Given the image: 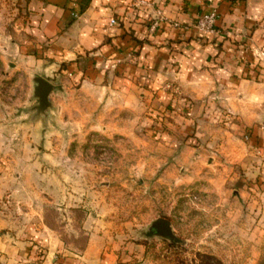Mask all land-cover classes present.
Wrapping results in <instances>:
<instances>
[{
	"label": "rangeland",
	"instance_id": "1",
	"mask_svg": "<svg viewBox=\"0 0 264 264\" xmlns=\"http://www.w3.org/2000/svg\"><path fill=\"white\" fill-rule=\"evenodd\" d=\"M30 1L0 0L5 242L31 264H264V104L245 120L220 82L206 86L177 56L189 38L203 47L236 25L221 26L216 6L184 21L139 0L149 36L161 23L179 35L155 65L138 45L119 57L52 49L32 30ZM255 42L241 49L252 56ZM37 77L53 85L45 111Z\"/></svg>",
	"mask_w": 264,
	"mask_h": 264
},
{
	"label": "crops",
	"instance_id": "2",
	"mask_svg": "<svg viewBox=\"0 0 264 264\" xmlns=\"http://www.w3.org/2000/svg\"><path fill=\"white\" fill-rule=\"evenodd\" d=\"M138 1L31 0L29 9L32 10V30L36 31L38 38L43 41H55L52 49L65 51V54L71 52L68 49L63 50L66 43L72 44L78 53L100 47L99 54H103V57H119L138 45L142 47V52H147L149 60L159 65L162 59L173 54L166 43H175L179 35L176 29L161 23L157 32L149 36L148 15L144 10L136 11L133 6ZM145 1L154 2L168 15L180 17L184 21H190L198 9L208 10L216 6L222 14L219 21L221 26L232 28L236 25L235 35L229 37L222 34L216 37L217 42L203 47L198 41L189 38V42L182 43L185 45L182 48L186 54L178 52L177 56L190 75L193 74V77L200 80L205 78L206 86L213 88L220 82V86L226 88L223 96L228 97L227 100L235 105L236 111L241 113L245 120H260L263 116L261 105L264 104V0ZM74 13L79 15L77 19L72 17ZM113 18L116 23L110 24ZM71 21L75 22L68 26ZM233 37L241 42L234 45ZM251 40L256 41L252 56L249 49L247 52L241 49ZM148 41L161 44L151 46ZM258 45L260 47H257ZM218 46L220 47L216 48ZM150 48L156 51L153 57L149 54ZM244 56H247L251 63L253 58L255 62H260L259 65L256 63L258 70L251 71L246 66L248 64L245 63ZM198 67L205 69L202 71ZM250 105L254 108L252 116L249 112ZM0 264L31 262L18 246L7 244L0 236Z\"/></svg>",
	"mask_w": 264,
	"mask_h": 264
},
{
	"label": "water",
	"instance_id": "3",
	"mask_svg": "<svg viewBox=\"0 0 264 264\" xmlns=\"http://www.w3.org/2000/svg\"><path fill=\"white\" fill-rule=\"evenodd\" d=\"M35 80L37 82L35 94L39 98L38 109L39 111H45L51 106L49 96L53 90V85L46 79L40 77H37ZM153 227L158 234L164 237H171L173 235L171 222L167 218H159L155 220L153 223Z\"/></svg>",
	"mask_w": 264,
	"mask_h": 264
},
{
	"label": "built area",
	"instance_id": "4",
	"mask_svg": "<svg viewBox=\"0 0 264 264\" xmlns=\"http://www.w3.org/2000/svg\"><path fill=\"white\" fill-rule=\"evenodd\" d=\"M116 23V19H111V21H110V24H115Z\"/></svg>",
	"mask_w": 264,
	"mask_h": 264
}]
</instances>
